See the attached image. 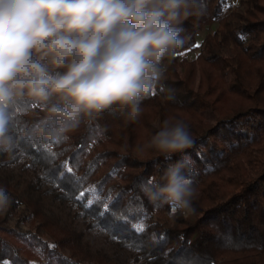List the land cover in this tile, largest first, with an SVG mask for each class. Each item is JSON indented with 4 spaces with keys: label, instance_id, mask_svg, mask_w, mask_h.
Returning a JSON list of instances; mask_svg holds the SVG:
<instances>
[{
    "label": "trees",
    "instance_id": "1",
    "mask_svg": "<svg viewBox=\"0 0 264 264\" xmlns=\"http://www.w3.org/2000/svg\"><path fill=\"white\" fill-rule=\"evenodd\" d=\"M183 27L184 43L163 61L137 121L107 111L61 143L25 140L17 121L15 152L0 154L9 195L0 260L118 264L104 249L95 254L85 233L61 227L66 212L121 249L122 264H264V0H198ZM33 109L32 118L42 115ZM165 119L187 125L191 146L170 158L139 153ZM178 162L195 193L190 209L174 212L147 189Z\"/></svg>",
    "mask_w": 264,
    "mask_h": 264
},
{
    "label": "clouds",
    "instance_id": "2",
    "mask_svg": "<svg viewBox=\"0 0 264 264\" xmlns=\"http://www.w3.org/2000/svg\"><path fill=\"white\" fill-rule=\"evenodd\" d=\"M197 14L198 0H0V154L15 152L18 120L20 137L51 143L114 109L137 121ZM33 106L42 115L32 118ZM192 143L184 122L165 119L137 151L170 158ZM182 169L170 166L165 183L148 187L158 206L190 209L195 189ZM8 202L0 187V207Z\"/></svg>",
    "mask_w": 264,
    "mask_h": 264
},
{
    "label": "rangeland",
    "instance_id": "3",
    "mask_svg": "<svg viewBox=\"0 0 264 264\" xmlns=\"http://www.w3.org/2000/svg\"><path fill=\"white\" fill-rule=\"evenodd\" d=\"M231 4L236 5L237 2L239 0H229ZM211 31H207L205 34L210 33ZM204 36V35H203ZM203 38V37H202ZM201 36H199L198 38V42H200V40L202 39ZM215 115L211 116V119L214 121L215 120ZM50 205V208H52V206H56L54 203H48L47 207ZM179 212V211H178ZM66 213V212H65ZM64 212H62L61 218H62V225H60L61 227L63 226L64 228H74V231L78 234L79 237H82V234L85 233L87 235V239H85V241H88L92 251L95 253V250L98 249H104L106 251V253H104L105 256L109 257L110 259H112L113 261H116V263L118 264H122L125 261V255L124 253H121V249H117L113 246H111L110 244H108V242H105L106 240H103L102 236L100 235H93L90 234V232L86 229V227H82L81 226V220H70L67 216V214H65ZM54 222V220H53ZM111 244L113 242H111L110 240H108ZM114 244V243H113ZM96 254V253H95ZM32 264H45L44 261L40 260L38 257H32Z\"/></svg>",
    "mask_w": 264,
    "mask_h": 264
},
{
    "label": "snow or ice",
    "instance_id": "4",
    "mask_svg": "<svg viewBox=\"0 0 264 264\" xmlns=\"http://www.w3.org/2000/svg\"><path fill=\"white\" fill-rule=\"evenodd\" d=\"M240 38L243 39L244 37L241 36ZM69 171H71V170L69 169ZM94 202H95V201H92V200L89 201L90 204H91V203H94ZM173 211H174V210H173ZM124 219L126 220L127 218L125 217ZM133 230H134V231H138V232H142V231L144 230V229H143V225H142V224L133 225ZM37 251H39V250H37ZM0 264H7V261L0 260Z\"/></svg>",
    "mask_w": 264,
    "mask_h": 264
}]
</instances>
